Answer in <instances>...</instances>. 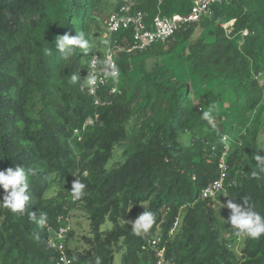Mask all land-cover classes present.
I'll use <instances>...</instances> for the list:
<instances>
[{"label":"trees","instance_id":"trees-1","mask_svg":"<svg viewBox=\"0 0 264 264\" xmlns=\"http://www.w3.org/2000/svg\"><path fill=\"white\" fill-rule=\"evenodd\" d=\"M122 4L141 11L147 27L157 13L154 0H117L113 10ZM190 6L189 0H163L159 9L171 16ZM103 15L102 0H0V171L25 168L30 196L22 214L0 204V264H55L48 229L65 226L76 208L86 217L89 236L82 237L85 249H71L75 233L68 231L72 264H112L114 247L120 264H157L159 248L170 264H264V236L237 238L228 223L230 210L225 207L227 218L219 222L215 200L201 198L218 176L221 122L213 117L209 124L201 115L210 105L216 109L220 95L206 87L219 81L243 100L232 116L233 127L242 131L229 142L224 205L231 199L246 208L248 197L264 216V173L254 159L263 110L264 84L258 80L264 75V0H222L211 6L210 16L177 30L166 43L116 53L119 93L106 85L95 105L81 85L89 60L99 54L92 40ZM79 32L89 40V51L62 58L56 37ZM104 41L127 48L132 32ZM169 57L202 84L201 92L160 64ZM147 58L155 60L153 66L133 80L131 69L142 70ZM73 73L81 77L75 85L68 82ZM88 118L93 124L83 127ZM185 133L191 136L188 146L179 143ZM115 150L123 161L107 170ZM77 179L87 185V195L73 201L69 192ZM4 195L0 188V202ZM141 205L142 213H155L156 222L137 236L126 220ZM31 211L37 218L47 214L43 227L29 219ZM106 222L110 230L101 229ZM236 242L238 250L230 247Z\"/></svg>","mask_w":264,"mask_h":264},{"label":"built area","instance_id":"built-area-1","mask_svg":"<svg viewBox=\"0 0 264 264\" xmlns=\"http://www.w3.org/2000/svg\"><path fill=\"white\" fill-rule=\"evenodd\" d=\"M157 5V13L152 18L149 27L144 21V15L141 11H132L128 4H123L112 12L104 22L105 37L109 39L111 35L123 30H131L132 41L127 48L119 45L111 46L108 44L104 55H94L88 62L85 73L82 89L93 97L94 104L98 105V93L100 89L106 85H110V93H119L117 88V79L119 72L115 77H109L106 74L113 69H116L114 57L117 52H131V51H144L154 44L166 43L169 38L179 29H183L189 25L198 23L203 17L210 16L211 6L222 0H189L191 6L189 11L184 14H173L171 16H163L160 13L159 6L163 0H154ZM228 25H224L227 28ZM246 34V32H244ZM117 70V69H116ZM95 75L97 84L94 88L90 87L87 82V76ZM93 119L89 118L85 121L84 126L92 125ZM221 141L223 144L222 150L217 158L218 177L213 182L209 183L201 192L203 199L214 198L223 189V184L228 171V153H229V139L227 136H222ZM69 219L65 226H60L57 229H50L51 234L48 242L53 247L56 253L55 264H72V260L68 256L65 248L66 234L70 231ZM157 241L153 240L152 245ZM157 257V264H170L164 259V248H159L155 251Z\"/></svg>","mask_w":264,"mask_h":264},{"label":"clouds","instance_id":"clouds-1","mask_svg":"<svg viewBox=\"0 0 264 264\" xmlns=\"http://www.w3.org/2000/svg\"><path fill=\"white\" fill-rule=\"evenodd\" d=\"M115 10H113L112 12H114ZM112 12H110L109 15ZM227 25L230 26L231 23H228ZM104 39H107V38L105 37ZM104 43L107 44V41H104ZM107 46L108 44L104 47L103 55H104V52ZM89 48H90L89 40L86 38L83 32H79L75 36H72L70 34H64L62 36L56 37L55 39V51L58 52L61 55V57L64 59H67L69 56H71L77 49H79L82 53L86 54L89 51ZM44 51L46 55H51L53 52L51 48H46ZM95 55L100 56V54H95ZM114 61H115V57H114ZM116 69H113L112 71L108 72L106 75L109 77L117 76L118 70ZM80 80H81V77L79 73H73L69 77L68 82L70 84L75 85V84H78ZM85 80L87 84L92 88H94L97 84V78L95 75L87 76ZM83 82H84V78H83ZM213 111H215V106L210 105L208 111L202 112L201 118L208 121L209 124H212L213 123V116H212ZM222 136L223 135H221L220 137ZM229 146H230V143H229ZM222 147H223V144H222ZM229 151H230V148H229ZM254 159L257 161L256 167L259 170V172L264 173V156L257 155L254 157ZM257 174L258 173L256 172L252 173L253 176H256ZM0 188H2L5 192V195L3 196V201L0 202V204H2L4 207L9 209L11 213L22 214L27 210L30 196L28 194V174L26 173L25 168L17 166L15 168L10 167L4 171H0ZM86 188H87V185L81 182L79 179L73 182L72 189L69 192L72 200L79 201L84 196H86L87 195V192L85 191ZM220 193H223V189ZM217 196H215L214 198H209V199H215ZM243 205H246L247 207L246 208L243 207L240 203H234L231 199L228 200L226 205H223L230 210V217H229L228 223H230L231 225L233 234L237 238H249L253 240L259 239L261 236H264V216L260 215L258 212L253 210L252 206L248 202V197H243ZM29 219L34 221L38 226L43 227L47 222V214L39 213L38 218H37V214L31 211L29 213ZM155 222H156L155 213H153L152 211L145 210L137 219L131 222V226H132L131 232L134 235L139 236L142 233L148 232L152 228ZM177 227L178 225L175 224V228ZM50 229L52 228L48 229L49 236L51 234ZM173 233H174V229L170 230L169 234L172 235ZM49 236H48V239H49ZM34 238L36 240L40 239L38 234L35 235ZM67 242H68V239H67V234H66V239L64 241L66 250H67V246H66Z\"/></svg>","mask_w":264,"mask_h":264},{"label":"rangeland","instance_id":"rangeland-1","mask_svg":"<svg viewBox=\"0 0 264 264\" xmlns=\"http://www.w3.org/2000/svg\"><path fill=\"white\" fill-rule=\"evenodd\" d=\"M121 1H130V0H121ZM117 3V0H102V6L104 7V15L97 19V23L99 26V32L96 36L93 37L92 43L98 48L99 54L102 57L103 56V50L104 46H102V43L105 38V31H104V21L106 20V17L109 15V13L113 10L114 5ZM199 34V30L197 29L194 34L192 35L191 39H195ZM87 59L88 57L85 55L84 57ZM155 60L153 59H145L144 60V67L141 70L138 66H134L131 69V75L132 79L135 80L139 74L142 73V71L148 70L153 66ZM160 64H164L168 67H172L177 72V75L181 81L189 82L191 86L195 89L196 92H201V90L204 88L202 84H199L194 78H192L187 69L183 68L182 66L178 65V61L175 57H169L163 60L159 61ZM259 84H264V75L259 77ZM207 89L212 90L214 93L220 95L219 103L217 104V107L214 111V118L218 117L220 119L221 124V135H225L228 137L229 141L235 140L237 135L242 131V128L233 127L234 118L232 117L236 112H238V109L235 107V104L242 105L243 100L242 98H237L235 95L230 92L226 86V84H222L219 81L214 82L213 84L206 87ZM260 107L263 108V110L260 113V123H261V130L259 132V136L257 139V155L264 156V92L262 96V100L260 103ZM254 113H250V121L254 120ZM217 121H214V126L217 128ZM191 141V136L189 133L182 134L179 138V143L182 146H188ZM228 141V142H229ZM123 161V158L121 156V152L118 150H115L111 156V158L107 161L105 168L108 170L111 167L121 163ZM224 194L220 193L214 200L216 202V210H217V218L219 222H223L226 220V209L223 202ZM144 205L138 206L135 208V210L129 215L128 219L126 220L127 223L131 224L135 219H137L144 209ZM69 224L72 231L75 233V237L73 240H69V247L72 249L74 245H83L82 243V237L89 236V228H88V222L86 220L85 215L79 210V209H73L69 214ZM102 230H110L111 224L109 222H106L102 228ZM234 250H238L240 247V242H236L233 245L230 246ZM85 245H83V249H85ZM124 248H122L123 250ZM114 252L112 255V264H120V251L117 248H113Z\"/></svg>","mask_w":264,"mask_h":264}]
</instances>
